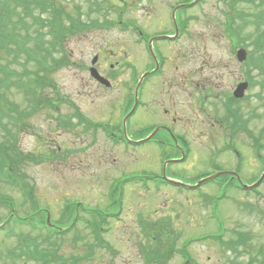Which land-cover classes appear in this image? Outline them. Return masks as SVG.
<instances>
[{
    "label": "rangeland",
    "instance_id": "obj_1",
    "mask_svg": "<svg viewBox=\"0 0 264 264\" xmlns=\"http://www.w3.org/2000/svg\"><path fill=\"white\" fill-rule=\"evenodd\" d=\"M262 1L203 0L190 11V36L161 48L170 59L167 62L164 58L162 73L158 75L160 89L148 99L154 105L163 100L165 107L177 118L180 115L183 119L189 117L190 157L174 166L170 163L167 169L185 184L193 185L203 176L219 171V167L238 169L246 181L253 180L264 171V79L247 92L249 99L239 100L240 123L245 125V129L232 132L230 126L221 121L226 117L224 96L230 94L235 81L246 76L248 67L235 60L237 48L234 43L249 42L253 46L252 41L264 33V27L258 25L255 17L264 11ZM55 3L68 11L80 6L86 21L96 19L114 23L119 14L123 20L135 21L137 13L140 14L133 2L129 6L106 0V9L101 12L90 10L88 0H55ZM86 13L90 14L89 18ZM157 15L155 23L164 22L162 16L167 18L163 11ZM148 18L147 14L143 15L144 22ZM129 28L115 23L90 29L67 37L64 50L58 47L53 50L46 41L44 48L52 51L48 64H60L63 60L69 64L46 74L49 84L42 88V98L59 94L62 98L71 99L69 103L62 104L61 99L56 98L61 104L60 109L44 105L23 118L21 123L14 119L18 114H25L30 107L32 94L28 95V90L34 88V84L30 83L32 68L23 70L21 64L15 66L21 74L27 72L22 77L27 76L28 83L24 79L27 85L16 87L15 73L9 88L4 91L5 95L2 94L15 110L6 111L0 118V147L9 141L10 147L3 152L15 164L16 173L34 186V201L25 199L20 187L0 179V225L5 221V225L8 223L0 229V264H41L20 249L28 238L42 250H55L62 261L68 259L67 264H185L187 259L179 251L185 244L191 261L188 264L261 263L264 261V183L258 187L260 193L255 194L223 186L220 182L226 178L223 176L217 182L209 181L196 190L180 188L172 183L164 184L166 187L153 181L141 184L138 177L125 184L129 177H123L122 182L119 179L112 185L114 179L123 175L122 172L131 175L160 171L158 166L163 156L164 160L168 157L165 150L162 156L153 146L128 149L120 142L113 144L105 131L108 127L105 120H116L110 104L124 92L130 77L142 72L149 64L146 55H140V49L132 38L134 32ZM151 30H155V26ZM0 54V57H5L2 52ZM85 54L102 57L100 65L105 74L112 76L115 91L103 92L89 87L91 83L86 70L78 69L77 65L79 56ZM0 60L6 62V58ZM122 60L133 64L134 72L129 71V65H118ZM111 63L120 68L111 72ZM45 70L42 67V75ZM251 74L257 76V71L252 70ZM195 83L205 86L197 88ZM147 87L152 89L153 83ZM74 100L81 101L82 110L92 120L105 121L104 125L93 129L88 122L75 118ZM182 103L189 105V109H182L179 106ZM141 115L145 116L141 123L156 121L155 114L152 116L142 111ZM256 141L261 146V159L253 146ZM184 150L186 153L187 147ZM235 150H239L241 156ZM33 153L42 156V161L29 159ZM178 156V152L169 155L170 158ZM122 187L124 201L121 211L109 216L102 224L99 235L102 240H98L90 228V212L80 206L74 207L80 210L82 219L76 226L70 225L72 218L64 209L73 206L72 201L92 209H105L110 204V194H115V199L120 200ZM177 187L180 192L175 190ZM6 198L10 200L7 202ZM42 207L51 210L53 219L67 223L64 235L49 236L44 227L45 220L40 223L45 213L35 212ZM101 209L94 211L102 212ZM108 209L116 211L119 208L109 206ZM14 215H34L30 222L34 226L12 219ZM163 220L168 221L172 229L167 227L166 237L152 239L156 228L165 225ZM222 228L224 232L218 240L215 235ZM240 236L246 238L244 243L238 242ZM223 241L235 242V246L230 248ZM169 242L177 248L174 255L167 260L151 259L159 254L150 250H165L163 248ZM184 254L188 256L186 252Z\"/></svg>",
    "mask_w": 264,
    "mask_h": 264
},
{
    "label": "trees",
    "instance_id": "obj_2",
    "mask_svg": "<svg viewBox=\"0 0 264 264\" xmlns=\"http://www.w3.org/2000/svg\"><path fill=\"white\" fill-rule=\"evenodd\" d=\"M261 3H263L262 0ZM42 12L47 13L48 16L42 18ZM71 14L73 13L65 7L57 6L55 0H0V52L5 56L0 58H6V62L0 60V115L4 116L6 111L14 109L3 98L4 89L11 82L12 76L19 73L15 68L16 65L21 64L23 70L32 68L30 83L34 84V88H30L29 95L32 94V98H35L41 94L40 84L43 85L45 79V75L40 73L42 69V40L50 35L53 37L51 42L56 45L61 42L64 35H69L76 29L82 28V24L75 21ZM255 17L259 21L258 25L264 27V11L256 14ZM54 45L53 47H55ZM254 51L260 53L257 65L260 60L264 59V33L255 40ZM261 73L264 74V69ZM26 82L28 83V81ZM15 107L17 108L18 105L15 104ZM7 147H10L9 141L0 147V177L21 187L24 196L34 201V186L25 181L22 175L16 173L15 164L3 152ZM28 158L33 161H42V156L36 154H30ZM74 206L69 207L70 213L75 211ZM58 223L61 224L62 221ZM50 230L53 232V235L48 233L50 237L64 235L60 230ZM96 237L98 240L101 239L98 235ZM245 240L244 236H240L238 242L244 243ZM223 243L230 248L235 246V242L223 241ZM20 249L23 253L30 254L41 264H67L66 261H68V259L62 261L55 250L40 249L29 238ZM30 249L35 250L29 252ZM246 264H252V262ZM259 264H264V261Z\"/></svg>",
    "mask_w": 264,
    "mask_h": 264
},
{
    "label": "flooded vegetation",
    "instance_id": "obj_3",
    "mask_svg": "<svg viewBox=\"0 0 264 264\" xmlns=\"http://www.w3.org/2000/svg\"><path fill=\"white\" fill-rule=\"evenodd\" d=\"M123 1L129 6L133 5L134 3V6L138 7L140 14L137 13V18L134 23L135 35L132 34L133 36L132 38L133 39L136 38V43L139 49L142 51L141 52L139 50V53L140 55L142 54L146 55V58L149 60L148 65L151 66L154 63L152 60L155 61V58L158 60V62H156L158 69L156 72H152L148 74L147 77L144 79L143 83L141 84L138 93L139 100L133 112H131L133 107L132 105H130V103H132L131 101L125 102L126 104L122 102L121 103L122 106L120 108H117L118 107L117 104V107L113 108V114H114L113 117H115L116 120L112 118L113 122H111L107 128L108 129L112 128L113 129L112 132L114 133V135L122 139H126L127 136L131 138L141 137L145 134H146L145 137H147L148 135L156 131L152 139H150L146 143H142V142L138 143L135 145V147H142L147 145L149 147L153 146L154 148L159 150L163 148L165 150L172 151V154L178 152L179 154L178 159L182 158L183 152L185 151L184 148H186L188 144L187 140L189 141L190 138L189 117L186 119L181 118V115L178 111L180 118H177L175 117V115L172 114L169 108L165 107L163 100L160 101L158 105H154L151 103L148 97L155 96V94H157L158 89H160L159 87L160 80L158 75L162 73L161 69L164 65L163 63L164 58L167 60V62L170 59L168 54H165L161 48H163L164 46L166 47L171 42L174 43V41L176 40L180 41L187 35L190 36V30H189L190 21H191L190 11L193 8H196L198 5L194 4L195 6L194 5L191 6V2L193 0H131V1L123 0ZM159 11L165 12L167 18L162 16L164 22L162 21L161 23L156 22L157 23L156 24L155 19L159 17L157 15ZM144 14H147L150 17L147 19L146 22H144L143 20ZM154 26H155V30L152 31L151 28H153ZM159 27H161V29L158 30ZM155 42H160L161 44L157 45L155 44ZM151 44L153 46V52H154L153 55L150 51ZM160 59H162L163 62H161ZM119 68L120 66H118V68H114L113 64H111V68L109 69L111 72H113V71H117ZM98 69L99 71H101V68L99 66ZM133 69L135 70V67ZM155 69L156 67H153L149 71H153ZM143 72L147 73L148 70L145 69ZM92 79L94 85L99 88L100 83L98 84V82L94 78ZM150 82H152L154 86L152 89L147 87V85ZM196 84L199 85V83ZM180 87L183 86L180 85ZM77 102H79L78 104H80L81 101L78 100ZM179 106L182 109L184 107L189 109V105L184 103L180 104ZM171 107L173 109L175 108L174 105H171ZM80 111L82 112L81 109ZM122 111L125 112L124 115H122ZM142 111H144L145 114L147 113L148 115H152V116H154L155 114L156 121L149 124L141 123L144 122L142 120H145V116L141 115ZM145 137H141V138L143 139ZM186 154L188 153L186 152ZM158 177L160 178V180L163 181L164 179L163 170Z\"/></svg>",
    "mask_w": 264,
    "mask_h": 264
},
{
    "label": "water",
    "instance_id": "obj_4",
    "mask_svg": "<svg viewBox=\"0 0 264 264\" xmlns=\"http://www.w3.org/2000/svg\"><path fill=\"white\" fill-rule=\"evenodd\" d=\"M244 57H245V56H244V51H240V52H239V59H240V60H243ZM244 89H245V86H242V85H241V86L239 87V89H238L239 92H237L236 95H237V96H242ZM217 175H219V173H217V174L211 176L210 178H214V177H216ZM263 178H264V174H263V176L261 177L260 181H261ZM205 180H206V179H205ZM205 180H203V181H205ZM260 181H259V182H260ZM259 182H258V183H259Z\"/></svg>",
    "mask_w": 264,
    "mask_h": 264
}]
</instances>
